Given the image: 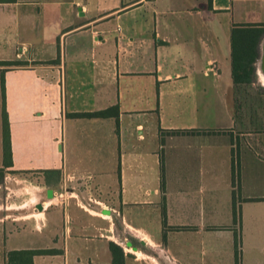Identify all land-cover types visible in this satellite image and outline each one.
<instances>
[{
    "label": "crops",
    "instance_id": "obj_1",
    "mask_svg": "<svg viewBox=\"0 0 264 264\" xmlns=\"http://www.w3.org/2000/svg\"><path fill=\"white\" fill-rule=\"evenodd\" d=\"M238 25H264V0H0L7 260L114 264V243L124 264H236L238 236L264 264V110L238 102L264 87V39L235 84Z\"/></svg>",
    "mask_w": 264,
    "mask_h": 264
},
{
    "label": "trees",
    "instance_id": "obj_2",
    "mask_svg": "<svg viewBox=\"0 0 264 264\" xmlns=\"http://www.w3.org/2000/svg\"><path fill=\"white\" fill-rule=\"evenodd\" d=\"M232 75L235 84H251L256 82V63L260 58V46L264 39V25H238L232 30ZM17 62H0V66H16ZM113 110L74 114V117L105 118L109 117ZM4 152L5 166L11 165L12 148L10 126L6 110H3ZM2 171H0V174ZM236 195L234 193V217L237 221ZM241 240L236 236L235 256L236 264H241ZM111 251L114 256V264H124L123 250L111 243ZM42 251H12L8 253V264H33V257Z\"/></svg>",
    "mask_w": 264,
    "mask_h": 264
},
{
    "label": "rangeland",
    "instance_id": "obj_3",
    "mask_svg": "<svg viewBox=\"0 0 264 264\" xmlns=\"http://www.w3.org/2000/svg\"><path fill=\"white\" fill-rule=\"evenodd\" d=\"M240 106H245L246 103H250L251 106L257 112L260 109L264 110V87L258 82L255 85L244 87L241 97L238 100ZM18 196H15L18 201L24 202L26 198L30 197L28 193L24 190H17ZM0 264H8L6 259V252L0 247Z\"/></svg>",
    "mask_w": 264,
    "mask_h": 264
},
{
    "label": "bare ground",
    "instance_id": "obj_4",
    "mask_svg": "<svg viewBox=\"0 0 264 264\" xmlns=\"http://www.w3.org/2000/svg\"><path fill=\"white\" fill-rule=\"evenodd\" d=\"M260 75L262 77V80L264 81V60L261 63V66H260Z\"/></svg>",
    "mask_w": 264,
    "mask_h": 264
},
{
    "label": "water",
    "instance_id": "obj_5",
    "mask_svg": "<svg viewBox=\"0 0 264 264\" xmlns=\"http://www.w3.org/2000/svg\"><path fill=\"white\" fill-rule=\"evenodd\" d=\"M263 51H264V44H263ZM263 58H264V53H263Z\"/></svg>",
    "mask_w": 264,
    "mask_h": 264
}]
</instances>
